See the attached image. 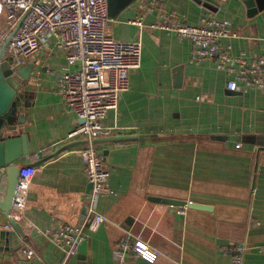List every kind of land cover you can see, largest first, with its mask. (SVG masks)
<instances>
[{
	"label": "crops",
	"instance_id": "crops-1",
	"mask_svg": "<svg viewBox=\"0 0 264 264\" xmlns=\"http://www.w3.org/2000/svg\"><path fill=\"white\" fill-rule=\"evenodd\" d=\"M161 2L188 24L208 11L229 19L232 35L222 42L232 53L264 56V8L251 14L246 0ZM160 22L138 0L110 17L115 39H142V64L103 120L112 133L95 140L112 188L97 204L106 220L87 230L68 264H118L113 249L127 231L163 253L154 263L130 253L125 264H231L230 248L242 241L245 264H264V90H230L225 71L192 60V41L154 26ZM67 54L49 37L22 65L33 66L20 91L30 151L23 160L43 161L20 220L24 236L0 212V264H62L64 252L41 230L87 215L90 182L78 151L87 141L68 138L79 119L58 90ZM5 230L17 233L8 250Z\"/></svg>",
	"mask_w": 264,
	"mask_h": 264
},
{
	"label": "built area",
	"instance_id": "built-area-1",
	"mask_svg": "<svg viewBox=\"0 0 264 264\" xmlns=\"http://www.w3.org/2000/svg\"><path fill=\"white\" fill-rule=\"evenodd\" d=\"M138 2L157 13L161 22L154 26L192 41V60H213L217 69L225 71L230 90H264V56L250 59L244 54H233L232 45L222 42L232 35L229 19L208 11L199 24H188L161 0ZM109 21L108 0H0V43L5 44L6 58H12L13 67L22 66L26 57L41 49L49 37L54 38L57 48L68 51V66L59 80L58 90L79 119L68 138L83 136L87 141L78 151L93 188L82 223L59 221L41 230L64 252L62 264H68L79 252L87 230L98 229L106 220L97 204L112 188L105 157L95 140L112 133L103 120L109 110L118 109L122 93L130 89L132 71L142 64V39H115L107 31ZM133 21L141 23V18ZM37 170L36 165H27L20 171L11 212L19 222L25 215ZM248 246L245 241L232 245L231 264H245ZM130 253L154 263L163 252L127 231L124 239L114 246L113 255L118 264H125ZM27 254L32 257L34 250L28 248Z\"/></svg>",
	"mask_w": 264,
	"mask_h": 264
},
{
	"label": "water",
	"instance_id": "water-1",
	"mask_svg": "<svg viewBox=\"0 0 264 264\" xmlns=\"http://www.w3.org/2000/svg\"><path fill=\"white\" fill-rule=\"evenodd\" d=\"M135 0H108L109 16L116 17L119 12L133 3ZM247 5L252 9L251 14L264 8V0H246ZM11 57L6 58L5 44L0 43V212L17 232L24 236L22 224L15 220L12 209L16 197L17 185L20 178V171L27 165H37L38 162H26L23 158L29 156L28 136L23 132L20 124L24 123L23 114L20 112L24 104L21 89L28 83L33 66L13 67ZM68 147V146H65ZM44 158V160H47ZM93 184H89L91 193ZM90 199V194L88 200ZM166 202L182 203L173 200ZM88 203L85 212L88 213ZM191 205V204H190ZM34 232H37L35 229ZM7 234L5 243L1 248L8 250L11 244L10 237H17L16 231H4ZM24 249V248H23Z\"/></svg>",
	"mask_w": 264,
	"mask_h": 264
}]
</instances>
